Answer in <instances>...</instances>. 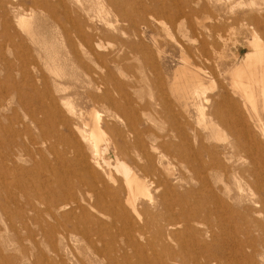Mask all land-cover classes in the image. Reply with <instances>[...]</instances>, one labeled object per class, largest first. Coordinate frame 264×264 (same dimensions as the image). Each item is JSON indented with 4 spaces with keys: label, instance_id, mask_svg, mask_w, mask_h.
<instances>
[{
    "label": "rangeland",
    "instance_id": "obj_1",
    "mask_svg": "<svg viewBox=\"0 0 264 264\" xmlns=\"http://www.w3.org/2000/svg\"><path fill=\"white\" fill-rule=\"evenodd\" d=\"M78 1L79 5L75 0H0V264H167L172 250L183 263L189 264L193 254L188 249L194 242L188 235H179L181 241L165 243L164 250L157 247L153 252L147 250L146 244L153 243L154 224L160 222L153 218L146 217L142 240L135 238L130 244L118 237L110 242L113 233H117L108 229L115 214L110 218L98 213L96 208H105L111 200L124 201L121 177L113 171L110 173L116 184H107V192L99 195L97 203L93 193L83 196V201L78 200L79 195L74 191L76 177L71 173L75 169L73 130L88 132L90 112L94 111L112 129L117 150L111 148L110 156L116 154L132 170L142 162L135 152L124 148L123 138L116 135H123L125 121L134 116L141 120L143 128L156 134L164 132L167 115L157 114L160 107L156 104L159 98L169 100L176 95L165 81H179L185 74L184 64L192 72H203L207 91L214 89L209 94L206 91L213 98L209 105H203L204 112L213 100H220L218 94L228 93L235 102L243 103L239 95H236L238 99L226 90L227 72L251 51L250 43L255 37L264 49V0H99L102 8L94 0ZM16 3H21V7L13 9ZM29 16L34 40L17 23ZM247 17L261 22L255 35ZM76 24L81 26L84 36L90 35L101 45V51L95 53L103 55L104 61L99 63L111 75L106 88L110 92L111 87L122 85L128 98L123 101L128 116L122 111L107 112L109 106L105 103L93 107L87 101L86 95L93 92V84H87L81 69L70 63L69 40L85 65L96 68L102 64L90 63L84 57V48L78 47L73 29ZM158 82L163 84L162 90L158 89ZM67 106L72 108V116L65 112ZM194 111L191 107L187 109L186 120L189 127L200 133V124L207 119L204 117L202 122ZM213 132L216 133L211 137V146L227 143L228 129L215 123ZM81 146L82 157L88 160L89 149ZM203 158L208 162V158ZM168 166L173 174L170 184L179 193L188 190L190 183L194 184L188 182L190 175L181 173L176 162H169ZM182 177L188 183H173V179ZM69 198L78 200V206L88 217L84 218ZM198 198L191 199L194 206ZM144 201L139 198L137 203L144 206ZM166 204L170 205V201ZM123 206L132 226L135 221L129 216L128 207ZM45 208L52 210L51 215L46 214ZM91 217L95 224L87 222ZM210 219L214 225L215 219ZM146 221L141 219L133 226L143 227ZM114 222L118 229L123 227ZM218 227L219 235L228 229L225 223ZM195 228L199 231L205 226L198 224ZM173 232L182 234L180 228ZM253 237L259 242L264 240V234ZM228 238V235L219 236L213 248L217 250V245ZM180 246L185 249L180 251ZM151 254L155 259H151ZM204 255L199 251L198 262ZM225 259L222 264L243 263L233 253Z\"/></svg>",
    "mask_w": 264,
    "mask_h": 264
},
{
    "label": "bare ground",
    "instance_id": "obj_2",
    "mask_svg": "<svg viewBox=\"0 0 264 264\" xmlns=\"http://www.w3.org/2000/svg\"><path fill=\"white\" fill-rule=\"evenodd\" d=\"M75 1L78 5L80 4L78 0ZM94 1L100 8L99 0ZM14 5L13 9L21 7V3ZM247 18L248 25L252 29L251 33L255 35L261 22L255 17ZM17 23L29 39L34 40L30 16L20 18ZM105 25L108 26L107 23ZM86 27L92 31L90 26ZM73 29L78 39V47L84 48V57L90 63L104 61L103 55L95 53V51H101V45L90 35L84 36L80 25L76 24ZM262 35L264 37V34ZM66 37H69L68 33ZM73 46V41L70 39V63L81 69L82 77L86 79L87 84H93L91 87L93 92L88 91L86 95L87 101L92 103L93 107L95 104L105 103L109 106L106 108L107 112L122 111L128 116L123 105V101H127L128 98L123 93L122 85L111 87L109 92L106 87L111 75L107 70L103 71L105 69L103 63H99L102 65L96 67L97 69L85 65L80 55L74 51ZM250 48L251 51L244 54L240 62L227 72L229 84L226 90L235 96L239 95L244 100L243 103L235 102V98L232 99L228 93L224 96L218 94L220 100H213L209 110L204 112L203 105H209L213 98L207 96L210 91H207L208 84L205 85V76L203 72L190 71L183 63L185 74L179 81H165L167 88L174 89L176 95L169 100L165 97L159 98L156 104L160 107L157 114L167 115L164 117L166 125L164 132L156 134L150 129L143 128L141 120L136 116L125 121L123 135L119 134L116 137L123 138L124 148L135 152L137 159L142 162V165L135 169H129L124 160L116 154L110 156L111 148L117 150L114 136L111 134L112 129L107 127L104 120L101 121L100 116L94 111L90 112L91 117H89L92 121L89 125L87 123L88 132H84L87 129L79 131L74 127L76 144L72 162L77 172L74 169L71 173L76 177L74 191L76 196L79 195L78 200L83 201V196L93 193L94 203H97L99 195L107 192V184H116L110 173L113 171L115 175L121 177L125 191L124 201L111 200L104 206L105 208H101L102 210L96 208L98 213L109 215V217L115 214L116 218L110 220L108 229L109 231L114 229L117 233H113L110 242L118 237L121 241L130 244L135 238L142 240L141 229L146 226V217H148L160 221L159 224H154V232L151 234L153 243L146 244L149 252H153L155 247L164 250L167 248L163 247L165 243L181 241L182 238L179 235H188L194 242L188 249L193 254L189 264H222L227 260L225 256L230 257L232 253L240 257L242 264H258L255 259H258L259 264H264V240L259 242L253 237L256 235L260 238L264 234V49L259 47L256 37L250 43ZM158 84L160 85L159 82ZM162 88L163 84L158 87L159 90ZM219 89L226 92L223 87ZM113 94H116L115 99ZM68 107L65 112L72 116L73 113L70 110L72 108ZM190 107L198 113L199 120L203 122L204 117L207 119L200 124L203 133L189 127L186 118L187 109ZM259 111L263 119H260V114L258 116ZM64 123L63 119L61 124L64 125ZM215 123L230 132L227 143L221 147L210 145L211 137L216 133L213 132ZM81 145L89 149L88 160L82 157ZM203 157L208 158V162ZM112 161L114 167L111 169ZM169 162H176L180 166L181 173L190 175L188 182L193 181L194 184L190 183V188L185 192L179 193L170 184L173 174L169 169ZM184 177L173 179V183H188ZM195 196L199 197L196 202L197 206H194V201L191 200ZM139 198L145 200L144 206L137 203ZM78 200L69 198L70 203L75 205L79 213L84 218L88 217L84 209L78 206ZM190 200L192 203H189ZM167 201H170L173 208L166 204ZM124 204L128 207L129 216L135 221L133 225L145 218L146 223L143 227L140 224L137 227L131 226ZM53 208L55 209L56 205ZM45 212L51 215L52 210L45 208ZM210 218L215 219L214 225L210 224ZM114 221L123 224V227L118 229ZM87 222L95 224L93 217ZM220 223L228 225V229L221 232V235L216 232L219 230ZM198 224H202L205 228L198 231L195 228ZM175 228H180L182 234L177 235L173 232ZM223 235H228L229 238L225 243L217 245L216 250L215 247L213 248L214 243L219 236ZM82 238L88 239V237ZM206 238L209 241H206ZM179 248L180 251L185 249L184 246ZM199 251L205 253L201 262H198L197 257ZM150 256L151 259H155L152 254ZM167 262V264H185L174 250Z\"/></svg>",
    "mask_w": 264,
    "mask_h": 264
}]
</instances>
